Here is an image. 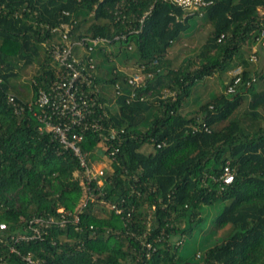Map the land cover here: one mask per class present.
<instances>
[{"label": "trees", "instance_id": "1", "mask_svg": "<svg viewBox=\"0 0 264 264\" xmlns=\"http://www.w3.org/2000/svg\"><path fill=\"white\" fill-rule=\"evenodd\" d=\"M207 1L202 15L183 16L162 0H0V222L7 225L0 256L7 264L16 259L9 237L33 217L58 220L59 207L70 213L67 224L52 222L40 239L14 246L45 264H195L179 255L182 239L204 222L203 207L217 203L223 206L203 239L220 240L195 254L196 264H264V85L255 88L264 80L255 65L264 51V0ZM193 16L211 29L196 60L187 56L172 67L170 49ZM62 23L71 25L72 41L105 37L102 44L136 56L110 75L94 62L98 112L118 133L105 142L114 153L104 158L101 184L87 183L78 157L40 131L34 115L36 94L53 73L43 44L57 42L52 29ZM105 47L93 52L109 60L115 53ZM234 57L231 70L241 69L235 91L226 92L231 74L222 92L188 111L193 84L229 70ZM31 65L34 74L21 86L17 78ZM133 72L144 74L143 86L128 84ZM100 140L87 130L80 142L95 162L104 160ZM225 167L230 183L222 180Z\"/></svg>", "mask_w": 264, "mask_h": 264}, {"label": "built area", "instance_id": "2", "mask_svg": "<svg viewBox=\"0 0 264 264\" xmlns=\"http://www.w3.org/2000/svg\"><path fill=\"white\" fill-rule=\"evenodd\" d=\"M162 1H167L180 7L184 11L183 16H191L197 13L202 15V9L211 4V1L207 0ZM150 10L151 8L139 18L141 24ZM176 19L179 20V17H176ZM70 28L71 25L67 23H62L59 27L53 28L52 31L57 32L60 38L57 42L52 41L50 44H43L46 55L53 66V73L48 85L45 88H39L36 94L37 97L34 103L38 110L34 112V115L42 124L39 126L40 131L51 132L65 148L71 149L74 155L78 157L80 165L84 168L87 183L92 179H96L98 184H101L102 180L100 177L104 175L105 167H108L104 158L108 152L110 154L114 153V150H109L105 142L115 139L118 133L116 129L107 128L102 123V118L106 115V112L104 110L98 112L97 108L101 105L97 101L99 88L94 84L95 59L90 53L98 46H106L107 52L114 51V47L110 46V44H102L110 41L105 37H83L78 41H72L69 37ZM222 36L221 34L218 41ZM124 37V34H120L116 35L114 39ZM261 37L263 38L262 44L264 45V31H262ZM80 48L85 49L89 54H82ZM255 50L253 49L250 60L255 61L257 59ZM240 71V67L233 69L232 81L226 87L227 93L235 91L236 86L240 82ZM144 80L145 76L140 72L128 73L127 82L132 88L143 86ZM9 100L14 101L12 96L9 97ZM31 105V102L27 104L30 109H32ZM87 130L96 131L101 137L98 143L101 150L96 153L104 160L96 161V163L100 164L96 168L93 166L95 160H91L80 147V142H82L84 133ZM104 131H107V133H104ZM160 145L161 143H158L157 147ZM89 160H91L90 165L88 164ZM222 180L224 183L232 181V174L228 167H225ZM57 211L60 213L58 220H55L53 217H49L48 219L33 217L26 224L23 233L15 232L16 234H12L9 237L13 243L9 245L8 251L16 257L12 264H45L42 260L34 258L31 253H22L14 246V242L40 239L42 233H44L43 230L50 226L52 222L60 226L67 224V217L70 213L62 207H59ZM74 221H77V215L74 216ZM4 230H7V225L4 222H0V232ZM3 241L5 242L6 240L0 235V243L3 244ZM147 247H150V245L147 244ZM0 264H7L3 256H0Z\"/></svg>", "mask_w": 264, "mask_h": 264}, {"label": "rangeland", "instance_id": "3", "mask_svg": "<svg viewBox=\"0 0 264 264\" xmlns=\"http://www.w3.org/2000/svg\"><path fill=\"white\" fill-rule=\"evenodd\" d=\"M202 19L197 16L190 17L188 19V27L184 30L180 36L176 39L174 44L170 49L169 56L172 58V67H176L184 57H191L194 60L197 59V53L199 51V46L206 39L207 34L209 33L211 27L209 24H201ZM116 49V47H115ZM82 54H89L85 49L80 48ZM79 51V50H78ZM117 52V53H116ZM240 52H243L245 55L248 54L247 44H243L240 48ZM80 53V52H79ZM115 55H113L109 60H107L104 55L98 52H91L90 55L94 57L95 61L100 66V75H110L112 69L116 70L119 73H123L127 64L123 63L125 57H129V61L135 59V55L131 52H125L124 50H114ZM237 57H234L233 61L227 67V71L215 72L209 77H206L200 81H197L192 86V93L186 99V109H193L191 106L192 102H198V100L209 97L216 93L223 91V84L230 79V75L233 70H231L232 65L234 64ZM257 67H262V72L264 73V51H260L259 61L256 62ZM35 71V66H28L23 68L21 71L20 77L17 78L21 86L24 83H27L33 76ZM16 79V80H17ZM264 85V80L259 79L255 82V88L257 90L261 89ZM107 93V92H106ZM193 105V106H194ZM244 105V104H243ZM114 109H117V106L113 105ZM146 148V147H144ZM150 149V148H147ZM99 163L94 162V168L99 166ZM85 196H82L84 200ZM223 206V203H217L212 206L203 207V216L204 222L200 225V228H196L191 236L185 237L182 239L181 247L179 249V255L187 261L192 263H199L200 258H196L195 254H200L201 256L207 248L217 243L220 240V235H214L211 238L203 239L204 233L207 228L213 224V220L216 215L219 213Z\"/></svg>", "mask_w": 264, "mask_h": 264}]
</instances>
